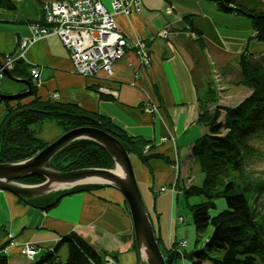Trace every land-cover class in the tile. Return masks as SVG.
Segmentation results:
<instances>
[{"label": "crops", "instance_id": "1", "mask_svg": "<svg viewBox=\"0 0 264 264\" xmlns=\"http://www.w3.org/2000/svg\"><path fill=\"white\" fill-rule=\"evenodd\" d=\"M10 1L14 12L0 10V61L18 53L20 42H26L21 59L39 71L41 88L37 97L46 100L57 93L60 103L98 113L128 136L149 141L152 152L162 154L167 161L151 159L144 163L131 156L136 180L145 192L155 189L160 194V188L166 186L176 204L184 187L202 182L203 176L191 154L195 140L206 131L197 121L198 99L202 100L208 87L214 86L212 71L214 78L230 77L238 54L244 49L254 55L264 51V42L253 39L255 32L247 18L221 12L208 0H143L138 9L127 15L118 13L114 20L127 40L143 39L150 52V65L143 68L128 49L114 65L110 78L102 71L88 78L73 72L69 52L56 36L32 39L30 25L46 24L44 4L63 0ZM99 1L109 8L113 0ZM242 1L249 8L264 11L262 0ZM187 15H191L193 27L202 33L203 51L189 35L183 21ZM164 29L168 38L163 40L157 34ZM23 87L4 79L0 92L16 94ZM101 88L107 91L100 92ZM30 100L26 98L22 104ZM146 105L155 106L156 111H145ZM6 114L4 104H0V125ZM122 196L110 187L96 188L66 195L44 211L20 202L10 193L0 192V226L15 240V245L7 249L9 264H28L21 254L25 243L36 246L40 252L56 248V255L63 262L67 244L62 239L71 233L89 241L100 252L104 264H138L132 221ZM198 201L189 200L190 204ZM181 221L185 222V217ZM157 236L163 242L159 233ZM173 236L169 238L171 243L175 241ZM5 239L3 234L0 244ZM196 246L187 241L186 251ZM173 264H179L178 259Z\"/></svg>", "mask_w": 264, "mask_h": 264}, {"label": "trees", "instance_id": "2", "mask_svg": "<svg viewBox=\"0 0 264 264\" xmlns=\"http://www.w3.org/2000/svg\"><path fill=\"white\" fill-rule=\"evenodd\" d=\"M208 1L215 4L221 12L247 18L255 32L253 39L264 42V11L249 8L242 0ZM0 10L14 12L16 9L10 0H0ZM183 21L189 32L195 35L193 42L203 51L205 43L202 33L193 27L191 15L184 16ZM192 55L197 62L196 55ZM235 65L239 79L234 84L246 88L250 93L234 106H219L217 92L212 87H208V91L201 97L202 100L198 99L197 121L206 131L195 140L191 154L203 180L199 185L184 187L181 193L187 201L195 233L199 237L195 243H199V235L209 227L212 232L200 249L179 251L177 242L165 247L162 252L167 264H173L180 258L189 259L191 264H257L258 261L264 263V203L261 202L264 196V175L253 168L255 163L264 162V151L253 144L254 141L264 140V55L248 53L246 48L238 54ZM13 66L10 71L13 76L31 82V94L25 97L31 100L22 104L25 98L14 101L0 98V104H4L7 111L0 125V137L6 121L19 113L9 121L3 132L0 162L22 161L44 149L48 142L36 137L31 127L45 118L53 117L58 120L64 132L77 127L92 126L112 133L130 155H135L144 163L151 159L167 161L162 154L152 152L153 146L149 141L128 136L105 116L92 114L75 104L37 97V88L32 85V66L20 58ZM223 73L222 71L221 74ZM32 108L37 111L27 110ZM58 157L61 171L95 166L113 168V162L107 153L90 141L75 142L67 146L55 159ZM25 181L43 182L39 177H29L23 180ZM96 188L101 187L75 188L70 193L92 191ZM219 197L225 201V210L212 215L211 211L217 208L215 201ZM191 198H197L198 203L190 204ZM59 199L61 198L56 196L48 203L42 204L39 200H34L25 204L45 211L53 208ZM19 201L23 202L21 199ZM157 240L160 244V240ZM62 242L67 244L65 261H60L56 248H53L39 251L36 260L28 264H104L100 252L78 233L67 235ZM0 264H9L8 256L4 253H0Z\"/></svg>", "mask_w": 264, "mask_h": 264}, {"label": "water", "instance_id": "3", "mask_svg": "<svg viewBox=\"0 0 264 264\" xmlns=\"http://www.w3.org/2000/svg\"><path fill=\"white\" fill-rule=\"evenodd\" d=\"M4 74L9 80L24 84L27 90L16 94L0 92L1 99L14 101L31 94L29 80L15 77L8 70H4ZM27 110L37 111L35 108ZM18 114H14L6 121L2 135L9 121ZM78 141H90L102 148L112 160L114 169L96 168L95 166L61 171L53 168L55 157L67 146ZM131 164L130 154L115 135L98 127H77L64 132L30 158L17 162H0V192L10 193L24 203H28L54 192H58L57 197L62 198L70 195V192L75 188H86V186L113 188L123 195L127 204L133 226L137 263L167 264ZM29 177H39L43 182L39 184L20 182V180Z\"/></svg>", "mask_w": 264, "mask_h": 264}, {"label": "built area", "instance_id": "4", "mask_svg": "<svg viewBox=\"0 0 264 264\" xmlns=\"http://www.w3.org/2000/svg\"><path fill=\"white\" fill-rule=\"evenodd\" d=\"M140 0H115L109 8L105 7L99 0H63L44 4L46 11V24L35 26L32 29V39H40L47 35H54L69 52L70 62L75 74L84 77H95L99 72L110 78L114 65L121 60L126 50L135 51L141 66L146 67L150 63L148 48L143 39L129 41L117 28L114 16L120 12L128 14L133 8H138ZM26 42L19 44L18 53L7 56L1 62L0 83L4 79V70L11 71L14 62L23 57ZM37 68L31 70L34 85L41 87V80ZM133 85V83H132ZM103 92L107 90L100 89ZM53 100H58L57 93L52 94ZM148 112L156 111L155 106L148 107ZM161 187L160 191H164ZM182 218H180L181 220ZM12 236H9L11 240ZM180 246L185 240H180ZM11 246H14L12 243ZM6 252V250H5ZM21 253L29 260H33L37 251L27 245L21 247Z\"/></svg>", "mask_w": 264, "mask_h": 264}, {"label": "rangeland", "instance_id": "5", "mask_svg": "<svg viewBox=\"0 0 264 264\" xmlns=\"http://www.w3.org/2000/svg\"><path fill=\"white\" fill-rule=\"evenodd\" d=\"M113 1H115V0H113ZM119 1H121V0H119ZM142 1L143 0L138 1L136 6L139 7V5H141ZM111 3H110V5H111ZM262 3L264 5V0H262ZM133 9H135V8H133ZM136 9H138V8H136ZM118 13H120V12H118ZM157 35L163 40L167 39L168 38L167 29L161 30L160 32H158ZM189 35H191L190 37L193 40L195 39L194 34L190 33ZM250 39H252V38H250ZM146 48H148L147 44H146ZM24 50H25V48H24ZM132 51H133V49H132ZM133 52H134L135 56L138 58L135 51H133ZM148 52H149V49H148ZM261 53H263V55H264V51ZM186 56H189V55L187 54ZM149 57H150V52H149ZM149 65H150V63H149ZM103 74H105V73H103ZM105 76H106V74H105ZM211 76H212V79L214 82V86H212V87H214L216 92H217L216 93L217 94L216 99L218 100L219 106L220 105H222V106H234V105L238 104L241 100H243L246 96H248L250 93L249 90H247L246 88L241 87V86H237L234 84L239 79V74H238V70H237L236 65H235L234 71L232 72V74H230V77L221 76V79H219V77L214 78L213 71L211 72ZM4 79L9 80L8 78H6L5 74H4ZM220 82H222V84H220ZM15 84L22 85L21 83H15ZM32 85H34V84H32ZM34 87H36V86H34ZM36 88L38 90L41 87H36ZM22 91H24V88L22 89ZM148 107H149V105H146L145 111L148 110ZM31 130L33 131V133L36 137H38L39 139H41L45 142H48V144L51 143L52 141H54L56 138H58L60 135H62L64 133L63 127L58 123V120L55 117L45 118L44 120L40 121L36 125H33L31 127ZM253 144L258 149L264 151V140L254 141ZM130 156H132V155H130ZM59 157L57 158V160L55 159L56 161L54 162V164H52V167L57 169V170H61L58 166L60 164V160H59L60 158ZM179 165L180 164H177L176 168L179 169ZM61 166H63V164ZM253 168L255 170H257L258 172L262 173V175H264V162L255 163L253 165ZM20 182L26 183V184H39L37 182L31 183V182H26V181L23 182L21 180H20ZM139 189H140V192L142 194L141 196L143 197V200L145 202V205H146L145 207L147 208V211L149 213V217H150L151 221L153 220L152 224H153V227L155 230V234L157 236L159 233L161 235L160 238L163 240V242L161 241V243L159 244L161 250L165 251V246L169 247V246H171V244L173 242H177V246H178L177 250H179V251L186 249L187 241H189L190 245H193V243L199 237L196 236L195 229H194V226L192 223V217H191V213L189 210V206L187 205V201L185 200L184 196H182V194H180V196L178 198V203L175 204L174 203V196L171 195L172 194L171 190L167 189V190H164L163 192H161L159 194V193L155 192V189L150 190V191L148 189L149 193L145 192L143 187L139 186ZM57 194H58V192H54L51 195L56 197ZM51 195L43 197V198L38 199V200L44 201L46 198L50 197ZM224 202L225 201L223 198H221V197L217 198L215 201V203L217 204V208L215 210H212L211 214L214 215V214H216L222 210H225L226 205ZM261 202L264 203V196L262 197ZM176 216H182V218L185 217V222H182L181 220H179V217H176ZM171 220H174L173 225H172L173 227L171 226ZM171 227H172V233H171ZM211 232H212V228L209 227L204 233L199 235L200 239H199V243L196 246L197 249L203 248L204 243L206 242V240L209 237V235L211 234ZM3 234L6 235L5 240H7V238H9L10 235L12 236L11 240H9L8 242H5L3 244H0V247H1L0 253H2V254L4 253L5 255H7V252H5V250H7L8 247H11L12 243L15 245V240H14V237L12 234H9V233L5 234L4 231H2L0 233V238L3 237ZM187 234H189L190 237L187 236ZM171 235L172 236L174 235L173 237L175 239V241H173L172 243L169 239ZM183 239H186L185 244H183V246H180L179 242H180V240H183ZM24 245H27L31 248H34L38 252V249L36 246H34L30 243H25ZM24 245H22V246H24ZM24 259L27 262L30 261L29 258L26 257V255L24 256ZM137 262H138V260H137ZM184 262H185V264H191L189 259H184V260L178 259L179 264H181V263L183 264ZM257 264H264V263H261L258 261Z\"/></svg>", "mask_w": 264, "mask_h": 264}, {"label": "bare ground", "instance_id": "6", "mask_svg": "<svg viewBox=\"0 0 264 264\" xmlns=\"http://www.w3.org/2000/svg\"><path fill=\"white\" fill-rule=\"evenodd\" d=\"M116 23V22H115ZM117 25V24H116ZM31 27H32V29L35 27V26H38L37 24H31L30 25ZM32 36H33V33H32ZM43 38V37H42ZM22 42H20V44H21ZM27 44V43H26ZM62 44V43H61ZM26 47V46H25ZM65 48V47H64ZM18 51H20L19 50V48H18ZM24 54V53H23ZM8 56V55H7ZM7 56H5V57H7ZM4 60H7L6 58H3V60H2V62H4ZM33 68H31L30 70H32ZM82 76V75H81ZM4 80V79H3ZM132 83H135L136 84V82H132ZM24 87V91H26L27 90V88H26V86L24 85V84H22ZM100 92H101V90H100ZM51 99H52V95H50L49 96ZM53 100V99H52ZM163 253V252H162ZM164 255V254H163ZM165 257V256H164ZM180 259H183V258H180Z\"/></svg>", "mask_w": 264, "mask_h": 264}, {"label": "flooded vegetation", "instance_id": "7", "mask_svg": "<svg viewBox=\"0 0 264 264\" xmlns=\"http://www.w3.org/2000/svg\"><path fill=\"white\" fill-rule=\"evenodd\" d=\"M25 179H27V178H25ZM25 179H22L21 181H23V180H25ZM53 197H54V196L51 195L50 197L46 198L44 201H40L39 203H42V204H44V203H48L49 201L52 200ZM2 231H4V230H3V228L0 226V233H1Z\"/></svg>", "mask_w": 264, "mask_h": 264}]
</instances>
